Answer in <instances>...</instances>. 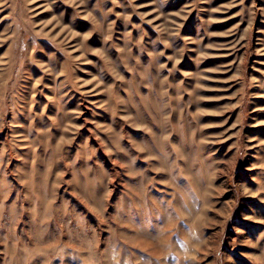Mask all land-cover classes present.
<instances>
[{
    "label": "rangeland",
    "instance_id": "obj_1",
    "mask_svg": "<svg viewBox=\"0 0 264 264\" xmlns=\"http://www.w3.org/2000/svg\"><path fill=\"white\" fill-rule=\"evenodd\" d=\"M0 264H264V0H0Z\"/></svg>",
    "mask_w": 264,
    "mask_h": 264
}]
</instances>
